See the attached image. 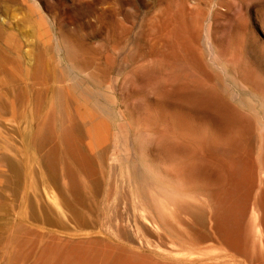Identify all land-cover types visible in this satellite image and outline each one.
<instances>
[{
	"label": "rangeland",
	"instance_id": "obj_1",
	"mask_svg": "<svg viewBox=\"0 0 264 264\" xmlns=\"http://www.w3.org/2000/svg\"><path fill=\"white\" fill-rule=\"evenodd\" d=\"M62 263L264 264V0H0V264Z\"/></svg>",
	"mask_w": 264,
	"mask_h": 264
},
{
	"label": "bare ground",
	"instance_id": "obj_2",
	"mask_svg": "<svg viewBox=\"0 0 264 264\" xmlns=\"http://www.w3.org/2000/svg\"><path fill=\"white\" fill-rule=\"evenodd\" d=\"M240 18V17H239ZM238 18V19H239ZM245 21V20H244ZM91 94V93H90ZM71 105H73V104H71ZM80 108V107H79ZM87 108V107H86ZM74 109V108H73ZM81 109V108H80ZM75 113V112H74ZM81 114L84 116V118H86V119H88V120H91V118H93V119H95V118H97L95 115H94V113L91 111V110H89L88 109V112L86 113V112H83V111H81ZM95 114H96V112H95ZM72 117V116H71ZM75 117V116H74ZM49 118V117H48ZM69 119V118H68ZM76 119V118H75ZM79 120V119H78ZM92 121V120H91ZM97 121V120H96ZM81 122V121H80ZM89 122V121H88ZM82 123V122H81ZM84 123V122H83ZM101 122H95V123H91L90 125H89V129H90V131L88 130V128H87V131H88V134H90L89 135V137L91 138V141L89 142V145L91 146V147H93V146H95V145H100V144H102L103 142H105L106 141V137L105 138H103V135H102V133H101V130H102V128H101V124H100ZM63 124H64V122H63ZM47 125V124H46ZM46 125H45V127H46ZM66 125V124H65ZM64 125V126H65ZM69 125V124H68ZM80 125V124H79ZM85 125V124H84ZM83 125V126H84ZM87 125V124H86ZM76 127H77V125H76ZM84 127H86V126H84ZM58 128H59V126H58ZM79 128V127H78ZM46 129V128H45ZM73 129H74V127H73ZM76 129V128H75ZM83 129V128H82ZM58 130L59 129H56V131L58 132ZM77 130V129H76ZM85 130V129H84ZM83 130V131H84ZM46 131V130H45ZM48 131V130H47ZM60 131V130H59ZM77 131H79V130H77ZM61 133V132H60ZM67 133V132H66ZM72 133H74V132H72ZM58 134V133H57ZM76 135V134H75ZM46 136H48V135H46ZM69 136V135H68ZM77 136V135H76ZM81 136V135H80ZM42 137V136H41ZM52 137H53V135H52ZM72 137H73V135H72ZM51 138V137H50ZM59 138H61L62 139V137H59V135H58V140H59ZM74 138H75V136H74ZM77 138V137H76ZM81 138V137H80ZM89 138V139H90ZM44 137H42L41 139H40V137H39V142L41 143V144H43V142H44ZM60 141V140H59ZM62 141V140H61ZM66 141V140H65ZM84 141V140H83ZM48 142H49V140H48ZM63 142V141H62ZM69 142V141H68ZM71 142V141H70ZM64 143V142H63ZM60 144V143H59ZM80 144V143H79ZM82 144V143H81ZM61 145V144H60ZM64 145V144H63ZM71 145V144H70ZM68 146V145H67ZM60 147V146H59ZM62 147V146H61ZM63 147H66V146H63ZM54 148H55V146H54ZM58 148V147H57ZM56 148V149H57ZM63 149V148H62ZM65 149V148H64ZM76 149V148H75ZM82 149V148H81ZM69 150V149H68ZM61 151V150H60ZM65 151V150H64ZM62 152V151H61ZM261 152V151H260ZM51 153V152H50ZM61 154V153H60ZM65 154H66V151H65ZM50 156V155H49ZM49 156H47V159H48V161H49ZM65 156H67V155H65ZM80 156V155H79ZM61 157H62V155H61ZM52 158H53V155H52ZM63 158V157H62ZM67 158V157H66ZM70 159V158H69ZM69 159H68V161H69ZM71 160V159H70ZM51 162H53V161H51ZM70 163V162H69ZM67 166V165H66ZM72 166V165H71ZM74 166V165H73ZM72 166V167H73ZM68 168V167H67ZM66 169V168H65ZM76 169V168H75ZM78 169V168H77ZM79 170V169H78ZM68 172V171H67ZM72 174V173H71ZM199 183V182H198ZM191 190V189H190ZM211 194V193H210ZM215 196V195H214ZM213 196V197H214ZM209 197V196H208ZM216 197H217V195H216ZM218 198V197H217ZM209 199H212L211 198V196H210V198ZM214 199H215V197H214ZM212 202V201H211ZM213 204H214V202H212ZM215 205H216V203H215ZM214 205V206H215ZM216 207V206H215ZM215 209V208H214ZM179 212V211H178ZM185 212V211H184ZM217 226V225H216ZM170 227V226H169ZM216 233H218L217 231H215ZM244 232V231H243ZM216 233H215V236H217L216 235ZM55 240H57V239H55ZM61 240V239H60ZM212 240V239H211ZM61 242H62V240H61ZM55 243H57L56 241H55ZM79 244V243H78ZM82 244V243H81ZM67 245V244H66ZM70 245V244H69ZM73 247V246H72ZM208 247V246H207ZM81 248V247H80ZM79 248V249H80ZM90 248V247H89ZM56 250V249H55ZM60 250V249H59ZM72 250V249H71ZM86 250V249H85ZM41 251V250H40ZM46 251V250H45ZM54 251V250H53ZM115 251V250H114ZM56 252H57V250H56ZM63 252V251H62ZM116 252V251H115ZM47 253V252H46ZM73 254H75V252L73 253ZM72 254V255H73ZM77 254V253H76ZM115 254V253H114ZM36 256H37V253H36ZM240 256H242V255H240ZM73 257V256H72ZM75 257V256H74ZM99 257V256H98ZM111 257H113V256H111ZM49 258V257H48ZM80 258V257H79ZM78 257H77V259H79ZM85 257H82V259H84ZM95 258V257H94ZM212 258V257H211ZM232 258V257H231ZM61 259V258H60ZM235 259V258H234ZM34 260V259H33ZM33 260H32V262H33ZM39 260V259H38ZM53 260V259H52ZM57 260V259H56ZM67 260V259H66ZM96 260V259H95ZM189 260H193V258L192 259H189ZM195 260V259H194ZM225 260H227V259H225ZM62 261V260H61ZM91 261H92V259H91ZM91 261H90V263H91ZM224 261V260H223ZM89 262V261H88ZM158 262V261H157ZM186 262V261H185ZM197 262V261H196ZM208 262V261H207ZM214 262V261H213ZM37 263V262H36ZM44 263H45V261H44ZM74 263V262H73ZM87 263V262H86ZM161 263V262H160ZM210 263V262H209ZM240 263V262H239ZM63 264V263H62ZM157 264H159V263H157Z\"/></svg>",
	"mask_w": 264,
	"mask_h": 264
}]
</instances>
